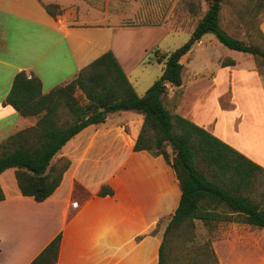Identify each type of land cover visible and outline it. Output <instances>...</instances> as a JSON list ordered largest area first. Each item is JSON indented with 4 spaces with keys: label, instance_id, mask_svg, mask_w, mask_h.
<instances>
[{
    "label": "crops",
    "instance_id": "crops-1",
    "mask_svg": "<svg viewBox=\"0 0 264 264\" xmlns=\"http://www.w3.org/2000/svg\"><path fill=\"white\" fill-rule=\"evenodd\" d=\"M91 2L0 0V142L37 122V117H22L5 103L14 76L20 71L28 77H37L42 93L47 94L71 81L82 68L111 51L135 90L141 69L148 70V64L163 63L155 58L149 63L145 61L149 41L152 45L156 38L162 40L179 32H172L165 22L156 29L118 26L116 18H121L124 11H117L115 6L102 9L98 3L93 7ZM47 5L55 6L52 13L45 9ZM169 16L170 12L166 19ZM258 28L264 37V11ZM126 33L127 41L124 42ZM136 41L138 46H134ZM203 44L215 45L214 40L205 34L187 54ZM225 48L228 56L218 57L216 71L209 69V75L206 74L216 93L209 103L211 116L203 117L192 109H182L187 83H193L198 76L205 77L200 73H195L186 82L182 78L181 86L167 90L166 97L174 90L182 92L176 109L168 110L207 130L264 170V80L250 60L251 55ZM235 56L247 66H241ZM238 73H246L245 80L257 88L256 98L247 103L248 109L236 104L234 99ZM220 74L226 75L222 77ZM145 92L137 95L141 97ZM202 104L207 107L208 101H201ZM122 113L124 117L118 115L111 122H107L108 117L103 124L88 126L92 127V133L86 136L87 146L97 136L114 131L115 138L125 145L127 154L107 181L94 190L76 186L73 167L78 168L81 158L76 165L67 158L70 166L60 185L42 202L20 193L15 169V184L9 193L3 186L4 183L9 185V180L0 178L3 181H0L3 194L0 201V264H30L58 234L60 243L56 264L151 263L149 255L158 253L165 224H161L154 234L152 232L161 220L166 222L173 215L181 191L174 172L161 156L153 157L146 151L132 150L143 117L133 111ZM135 118L138 124L133 125ZM123 125L129 133L122 131ZM133 128L137 130L132 138ZM69 174L70 181L67 182ZM104 188L110 189L112 194L102 196L100 192ZM211 224L214 229L208 236L220 264H262L264 233L261 229L252 231L251 226L226 221H211ZM202 233L208 234L205 229ZM252 253L258 256V261L251 260Z\"/></svg>",
    "mask_w": 264,
    "mask_h": 264
},
{
    "label": "trees",
    "instance_id": "trees-1",
    "mask_svg": "<svg viewBox=\"0 0 264 264\" xmlns=\"http://www.w3.org/2000/svg\"><path fill=\"white\" fill-rule=\"evenodd\" d=\"M222 1L209 0L207 11L188 40L167 56L158 58V62L164 63L163 72L141 97L111 51L82 68L71 81L47 94L42 93L37 77L18 72L5 103L22 117H37V122L0 142V174L15 169L20 193L42 202L60 185L70 166L69 160H64L61 166L51 163L56 153L86 127L103 124L114 113L133 111L141 115L143 121L132 150L146 151L153 157L161 156L173 170L181 191L173 215L166 222L161 220L152 232L154 234L161 224H165L158 264H167L165 249L172 236L177 239L191 237L188 242L193 241L190 240L194 239V222H202L208 233L214 229L211 221L232 222V218L222 216L219 209L237 216L239 223L264 229V210L251 199L246 187L253 182L258 171L264 170L207 130L171 114L164 104L167 85L179 87L182 84L181 57L205 34H213L230 50L251 55L256 63L257 57L264 59V50L259 46L245 45L223 29ZM54 8L45 6L49 13ZM257 32L264 41L259 28ZM77 90L84 95L85 104H80L74 96ZM100 194L110 196L112 191L104 188ZM2 199L0 188V201ZM59 243L60 234L30 264H56ZM200 248L205 249L215 263L209 245ZM198 264L202 262L198 260Z\"/></svg>",
    "mask_w": 264,
    "mask_h": 264
},
{
    "label": "rangeland",
    "instance_id": "rangeland-1",
    "mask_svg": "<svg viewBox=\"0 0 264 264\" xmlns=\"http://www.w3.org/2000/svg\"><path fill=\"white\" fill-rule=\"evenodd\" d=\"M95 3L98 2L92 0V6L95 5ZM98 6H101L102 9H111V7L115 6L117 11H124L121 18H116L118 26H138L156 29L165 22L170 25L172 32H179L176 34H169L162 40H157V36L154 34L156 38L154 44L151 45V41H149L146 47L148 51L145 54V61L149 63L154 58L158 60L161 56H167L188 40L197 22L207 11L209 0H100ZM263 11L264 0H223L221 3V25L230 36L240 40L245 45L259 46L260 49L264 50V41L257 32L260 16ZM169 12L170 16L166 19ZM124 35L125 39H123V41L126 42V37L128 35L127 33ZM207 36H210L214 40L215 45H197L191 53L181 58L184 73L182 78L185 82L187 79L191 80L195 73H200L205 76H198L193 83H187V88L184 90L183 94V105L185 106L182 109H192L194 113L196 112L197 115L203 117L211 116L212 107H210L209 103L213 101L216 96L210 77L207 75H209L212 69L213 72L216 71V59L218 57L228 56V50L223 47L212 34H207ZM134 46H138L137 41L134 43ZM152 48H155V50L153 51ZM138 53H136V55H138ZM235 58L239 60L241 66H247L241 58L238 56H235ZM252 59H254L253 57L250 60L254 62V66H257L255 67L259 69L260 73H258L264 80V59L257 57L258 64ZM163 64L164 63L148 64V70H140L141 72H139V74L141 78L139 84H136L137 87L135 89L138 95L143 94V92L161 76ZM220 75L224 77L226 74ZM236 76L238 77L235 79L234 99L236 104L244 106L242 108L248 109L246 107L248 101L256 98V85L245 80L248 77L246 73H238ZM132 81L134 82L135 80L132 79ZM219 85H221V80ZM168 89H171V86L167 88V90ZM174 91L175 92H173L171 96L164 99V104L167 109H176V105L180 102L182 92L180 90ZM74 96L80 104L86 103L85 97L80 91L77 90ZM205 100L208 101L207 107L203 104L200 105V102ZM118 115L124 117L125 114L122 112L114 113L109 117L107 122H111L112 119L118 117ZM134 124H138L136 118L134 119L133 125ZM86 129L85 132H81L67 142L52 158L51 163L61 166L64 160L71 159L73 164L76 165L81 158L78 168L73 167L76 186H84L94 190L107 181V177L122 164L127 154L125 145L115 138L114 131L107 132V134L103 136H97L92 141L91 145L87 146L88 139L86 136L92 133V127ZM126 130L127 127L123 125L122 131L129 133V131ZM136 130V128H133V132L131 131L132 138L136 135ZM65 155H68V157H64ZM169 155L170 159H172V155ZM13 172V169H7L0 177L2 180H9V185H6V183L3 185L7 193H9L10 188H13L15 184ZM2 180L0 181L3 182ZM66 180L67 182L70 181V174L67 176ZM67 182L65 185H67ZM246 187L251 199L259 205L260 209L264 210V171H258L256 178ZM218 211H220L222 216H230L232 222L239 223L237 222L239 221L237 216L230 214L227 210L219 209ZM245 226L250 227V225L247 224H245ZM204 229L205 228L200 222H194V231L192 233L194 239L190 240H193L191 243L188 242V239L191 237L177 239L172 236L165 249L167 264H198V260H200L202 264H220L211 247V239L208 236L209 233H202ZM251 229L253 231L258 228L251 226ZM261 230L264 233V229ZM204 244H208L209 248L213 251L215 263L212 262V258L208 257L207 251L200 248L201 245L203 246ZM262 250L260 260L263 264L264 245H262ZM254 255L255 254L252 253L251 260L253 261L255 259L258 261V256ZM149 256L151 260L150 264H158V253H150Z\"/></svg>",
    "mask_w": 264,
    "mask_h": 264
}]
</instances>
